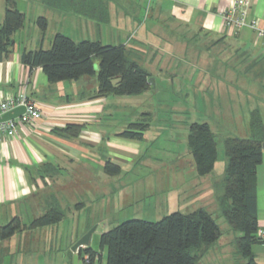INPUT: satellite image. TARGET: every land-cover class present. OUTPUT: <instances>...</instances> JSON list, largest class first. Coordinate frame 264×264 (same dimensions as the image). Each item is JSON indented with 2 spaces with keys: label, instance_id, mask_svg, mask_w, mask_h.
<instances>
[{
  "label": "rangeland",
  "instance_id": "1",
  "mask_svg": "<svg viewBox=\"0 0 264 264\" xmlns=\"http://www.w3.org/2000/svg\"><path fill=\"white\" fill-rule=\"evenodd\" d=\"M156 3L157 0L110 1L109 10L112 6L114 14L109 13V21L102 23L74 11L48 6L42 0H17L18 9L25 14V24L16 32V39L32 47L37 42L41 43L42 39L49 41L57 32L75 41L90 39L117 45L120 42L114 38L115 33L120 34L123 32L120 30H124L130 34L134 31L131 17L127 16L122 25L115 20V12L124 9L130 11L137 22L140 19L148 25L160 24L163 30L172 32L170 36L158 38L163 43L157 50L153 64H150L146 54L140 59L154 78L151 88L140 95L110 97L121 102L116 110L119 114L117 122H123V130L129 122L142 120L145 116L143 113L152 114L145 117L150 127L143 140L123 139L128 141L125 143L146 144L142 150L146 151V155L138 157L131 150L123 149L122 157L129 161L123 160L118 164L112 158V163L121 166V172H106L110 176L103 178L106 180L100 184L101 188L105 185L104 195L95 192L93 195L85 191L84 187H76L70 196L60 197L58 204L65 211L63 221L67 220L70 226L78 219L83 226L91 224L89 229L96 228L92 232L90 245L103 254L100 262L105 264L107 248H100L102 232L128 219L158 221L173 212L188 213L205 208L212 213L221 234L198 264H219L220 261L217 263L215 259L221 246L233 264H242L244 259L236 254L235 245V238L240 232L232 229L218 210L216 195L223 193L222 179L227 161L224 138L227 135L250 138L249 123L253 109L258 108L264 118V56L258 65L247 67L250 64L248 62L255 61L257 49L264 50V47H256L250 41L247 46L251 53L225 51V48L229 50L231 43H221L218 45L219 51L218 48L210 50L206 47L205 36L197 37L190 29L175 27V21L169 19V5L165 3L159 14ZM4 12L5 0H0V21ZM40 16H44L47 21L44 32L38 23ZM162 19L166 20L162 22ZM164 39L172 44L164 42ZM201 66L207 69L210 79L223 81L229 91L221 92L217 86L213 90V84L201 91L197 81ZM98 67L99 60L95 58V68ZM193 122H207L218 143L217 166L205 176L197 173L188 148L189 126ZM105 159L107 161L109 158ZM80 202L83 205L77 209L76 204ZM32 213L28 211L24 216L33 217ZM39 213L33 214L39 216Z\"/></svg>",
  "mask_w": 264,
  "mask_h": 264
},
{
  "label": "crops",
  "instance_id": "2",
  "mask_svg": "<svg viewBox=\"0 0 264 264\" xmlns=\"http://www.w3.org/2000/svg\"><path fill=\"white\" fill-rule=\"evenodd\" d=\"M233 2L234 0H157L156 10L160 14L164 4L169 5V19L175 21V27L190 29L197 37L205 36L206 47L210 50L218 48L221 43H231L229 50L225 48V51L240 50L248 53L250 47L247 45L250 41L256 47H264V39L258 38L252 29L245 27L233 30L224 26L222 12ZM111 8L113 7L110 6V14H114ZM115 14L116 22L121 25L126 22L127 16L131 17L134 31L128 34L120 30L123 32L115 33L114 38L130 48L132 55L142 66L140 59L143 54L148 55L150 64H153L157 50L163 43L158 38L170 36L172 32L169 29L163 30L160 24L148 25L140 19L137 22L136 17L125 9L116 11ZM251 15L256 17L260 26H264V0H252ZM165 20L162 19V22ZM14 38L13 53L0 58V100L25 91L37 103L42 117L31 124L20 125L15 136H0V228L15 216H20L28 223L37 217L33 213L40 212L41 215L54 202L58 203L60 197L70 196V192L76 187H84L85 191L92 194L95 192L100 196L104 195L105 185L101 188L100 184L110 176L103 168L105 158H109L111 162L114 158L118 164L123 160L129 161L122 157L123 149L131 150L138 157L146 155V151H142L146 144L125 143L128 141L123 140L125 137L120 135L123 122H117L116 106H121V102L110 98L111 95L96 97V80L84 77L80 80L50 83L41 67L31 69L21 61L20 55L24 49H36L40 46L49 48L52 38L47 42L42 39L34 47L29 43H19L16 33ZM164 42L172 44L167 39ZM256 52L258 54L255 61L248 62L250 64L247 67L258 65L263 59L264 50L257 49ZM211 74L213 77V73ZM197 81L201 91H205L211 84L214 86L213 90L217 86L221 92L229 91L223 81L210 79L203 66ZM110 99H114V102ZM70 123L83 125L78 137L58 134L56 130ZM256 172L260 240L253 245V251L256 261L264 264V237L259 235L264 230V149L263 160ZM80 181L81 184L77 183ZM82 205V202L76 204L77 209ZM28 211L33 212V217L24 216ZM66 221L20 231L9 239L3 240L0 237V264H74L75 254L86 264V254H80L79 249L73 251L72 246L87 232L91 224L83 226L77 219L69 226ZM225 254L221 246L215 262L233 264V260Z\"/></svg>",
  "mask_w": 264,
  "mask_h": 264
},
{
  "label": "trees",
  "instance_id": "3",
  "mask_svg": "<svg viewBox=\"0 0 264 264\" xmlns=\"http://www.w3.org/2000/svg\"><path fill=\"white\" fill-rule=\"evenodd\" d=\"M45 4L89 17L97 22L109 21V3L113 0H42ZM42 32L46 31L44 16L38 18ZM25 24V14L18 9L17 0H5L4 18L0 22V58L14 51L17 31ZM95 58L99 60L95 68ZM21 61L41 67L50 83L65 80L95 78L98 96L140 95L148 91L151 74L132 55L125 44H104L100 40L75 41L57 32L49 48L24 49ZM140 121L129 122L120 135L143 140L150 127L146 115ZM251 137L227 135L224 151L227 158L222 179L223 193L216 195L218 210L228 224L240 235L235 238L236 254L243 264H259L253 245L258 237V207L256 194L257 166L263 160L264 120L258 108L251 111ZM83 125L70 123L56 130L65 137H78ZM188 148L199 175L210 174L218 162L216 135L207 122L189 126ZM105 171L118 174L121 167L107 160ZM65 211L57 202L28 223L20 216L13 217L0 228L1 239H9L24 230H34L60 223ZM220 228L212 213L198 208L188 213L173 212L158 221L128 219L100 235V248H107L105 264H198L220 237ZM88 255L86 264H101L102 254L91 246L80 247Z\"/></svg>",
  "mask_w": 264,
  "mask_h": 264
},
{
  "label": "built area",
  "instance_id": "4",
  "mask_svg": "<svg viewBox=\"0 0 264 264\" xmlns=\"http://www.w3.org/2000/svg\"><path fill=\"white\" fill-rule=\"evenodd\" d=\"M252 0H234V2L222 12L224 26L229 29L239 30L245 27L252 29L258 38L264 39V26H260L255 16L251 15ZM24 106L25 112L14 119L0 120V136H15L18 127L31 124L42 117V112L37 103L27 92H19L0 100V118L4 113L16 107ZM264 237V230L259 232ZM88 255H86V260Z\"/></svg>",
  "mask_w": 264,
  "mask_h": 264
},
{
  "label": "water",
  "instance_id": "5",
  "mask_svg": "<svg viewBox=\"0 0 264 264\" xmlns=\"http://www.w3.org/2000/svg\"><path fill=\"white\" fill-rule=\"evenodd\" d=\"M150 82L154 83V78L150 77L149 78ZM25 112V107L24 106H19L14 108L13 110H10L6 113L3 114V116L0 118V120H8V119H14L17 116L21 115L22 113ZM264 146V145H263ZM96 228L93 227L92 229H89L85 234H83L72 246L73 251H77L80 247L83 246H88L90 243V239L92 236V232ZM74 264H83V261L80 259L78 254L74 255Z\"/></svg>",
  "mask_w": 264,
  "mask_h": 264
}]
</instances>
